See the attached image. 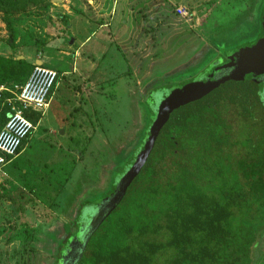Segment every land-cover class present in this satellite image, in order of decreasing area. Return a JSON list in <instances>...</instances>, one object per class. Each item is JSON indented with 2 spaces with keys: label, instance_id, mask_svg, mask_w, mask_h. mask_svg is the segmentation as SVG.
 <instances>
[{
  "label": "rangeland",
  "instance_id": "rangeland-1",
  "mask_svg": "<svg viewBox=\"0 0 264 264\" xmlns=\"http://www.w3.org/2000/svg\"><path fill=\"white\" fill-rule=\"evenodd\" d=\"M45 1L0 0V43L10 51L8 38L16 44L10 56L30 61L36 44L34 56L45 52L43 61L70 72H59L48 109L29 111L36 129L0 184V264H54L57 248L76 232L78 209L109 190L112 170L139 144L146 95L198 77L258 37L264 8V0H130L125 38L94 59L87 83L76 63L72 73L68 36L52 28ZM73 30L86 35L81 24ZM52 42L61 53L45 49ZM23 82L5 85L2 105L9 107ZM148 102L156 112L160 101L156 108ZM6 118L0 116V127ZM254 258L264 264V238Z\"/></svg>",
  "mask_w": 264,
  "mask_h": 264
},
{
  "label": "trees",
  "instance_id": "trees-1",
  "mask_svg": "<svg viewBox=\"0 0 264 264\" xmlns=\"http://www.w3.org/2000/svg\"><path fill=\"white\" fill-rule=\"evenodd\" d=\"M32 68L0 56V86L25 81ZM186 82L146 95L139 144L112 170L109 190L78 209L76 232L57 248L54 264H65L78 248L90 224L86 203L104 205L138 157L156 114L147 100L155 104V92ZM2 101L0 116L8 118ZM263 238L264 104L255 82L228 81L172 111L75 264H251Z\"/></svg>",
  "mask_w": 264,
  "mask_h": 264
},
{
  "label": "crops",
  "instance_id": "crops-1",
  "mask_svg": "<svg viewBox=\"0 0 264 264\" xmlns=\"http://www.w3.org/2000/svg\"><path fill=\"white\" fill-rule=\"evenodd\" d=\"M129 1L130 0H60V1L46 0L45 1L44 9L46 10L47 13H49V15L53 16V18H51V22L53 23L52 28L58 29V32L60 34H65L68 36V49L71 50L65 53L68 55L72 54L73 56L72 73L73 70L75 69L74 66L76 63L79 69L77 73L81 74L80 75L81 81L83 80L87 82L86 77L89 74L88 71L91 69L92 62L94 63L95 58L100 57L102 53H104L107 50V48L111 46L112 47L118 46L117 40H123L125 38L127 31L126 29H129L128 27L129 21L127 17L129 16L127 12V10L129 11L130 8V4H128ZM77 23L81 24L83 28L86 30L85 31L86 35L84 37L79 36L80 35L79 31L76 33V31L73 30L74 24ZM44 31L45 30H41L39 33L43 34ZM259 31H260V26H259ZM51 32L54 33V31ZM8 34L10 35V31ZM46 39H48L47 36ZM7 41L11 51L0 43V56L5 58H11L13 60H24L23 55L21 54L16 56H10V54L12 53V48L14 49L15 48L14 46L16 44L12 42L9 38ZM90 43H94L92 48H90V50L88 51H83V49ZM56 45L53 44V42L51 45L45 43V47H46L45 49H48L49 47L52 48L55 47L54 50L55 51L58 50V52L61 53V50H59L57 47H62V45L60 46L59 45L56 46ZM34 48H36V44L32 45L29 49L28 56H30L31 60L30 61L25 60L30 64H32V66L41 65L46 68L55 70L59 75H60L59 72L63 74L69 72V70H66V68L57 69V67H53V63H51L50 61L51 59L47 57H45L46 61H43V55L45 52H41L40 55L37 57L34 56L35 53V51L33 53V50H35ZM76 56H77V60L75 61ZM84 56L85 57L89 56V59L84 60L83 59ZM59 82H57V84L54 86L53 90L51 91V94L48 98L46 109H48L51 106V104L55 101L56 93L60 87ZM1 86L5 88V85H1ZM27 117L30 119L33 117V114L28 112ZM6 120L7 118L5 119V122ZM3 125L0 127V129L3 127ZM35 129H36V125H35ZM61 133L63 134V131H61ZM28 138L29 136L22 143L21 148L17 153V155L10 158V160L0 169V184L11 178L10 176H12L11 174L12 168L17 165L16 163L17 159H19L21 152L25 150L23 146L27 142ZM254 261L255 258H253V262L251 264H254Z\"/></svg>",
  "mask_w": 264,
  "mask_h": 264
},
{
  "label": "water",
  "instance_id": "water-1",
  "mask_svg": "<svg viewBox=\"0 0 264 264\" xmlns=\"http://www.w3.org/2000/svg\"><path fill=\"white\" fill-rule=\"evenodd\" d=\"M226 57L228 62L218 64L210 70L206 69L207 71L204 70L198 77L171 90H158L153 96L151 95L154 97L155 102H160L158 105L156 104L155 118L146 132L142 145L139 147L138 157L131 164V167L122 174L117 185V191L104 205L102 201L86 203L85 208L90 212V224L80 239L78 248L73 251L72 257L65 264H75L79 260L91 233L118 204L127 185L136 175L149 154L160 127L169 118L174 109L201 99L225 82L245 80H250L257 84L258 92L262 95L264 104V8L260 18V33L258 37L232 49L226 53Z\"/></svg>",
  "mask_w": 264,
  "mask_h": 264
},
{
  "label": "built area",
  "instance_id": "built-area-1",
  "mask_svg": "<svg viewBox=\"0 0 264 264\" xmlns=\"http://www.w3.org/2000/svg\"><path fill=\"white\" fill-rule=\"evenodd\" d=\"M57 78L55 70L34 65L25 82L18 86L17 93L9 101V117L0 129V169L17 155L24 140L35 130L27 113L44 111ZM4 90L0 86V102Z\"/></svg>",
  "mask_w": 264,
  "mask_h": 264
},
{
  "label": "flooded vegetation",
  "instance_id": "flooded-vegetation-1",
  "mask_svg": "<svg viewBox=\"0 0 264 264\" xmlns=\"http://www.w3.org/2000/svg\"><path fill=\"white\" fill-rule=\"evenodd\" d=\"M254 40V39H253ZM249 42H250V40H249ZM244 44V43H243ZM242 45V44H241ZM224 57V59H223V61L220 63V64H224V63H226V62H228V59H227V57L224 55L223 56ZM219 64V65H220ZM262 96V95H261ZM261 100H263V97H261Z\"/></svg>",
  "mask_w": 264,
  "mask_h": 264
}]
</instances>
